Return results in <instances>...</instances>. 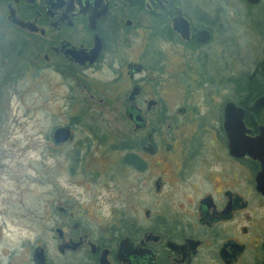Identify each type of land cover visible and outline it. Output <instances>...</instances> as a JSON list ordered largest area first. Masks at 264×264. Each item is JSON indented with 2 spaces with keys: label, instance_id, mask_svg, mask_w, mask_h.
<instances>
[{
  "label": "flooded vegetation",
  "instance_id": "af4514ba",
  "mask_svg": "<svg viewBox=\"0 0 264 264\" xmlns=\"http://www.w3.org/2000/svg\"><path fill=\"white\" fill-rule=\"evenodd\" d=\"M185 4L0 0V26L15 36L10 43L0 37L2 56L29 53L44 64L59 59L61 71L108 64L113 68V79L103 82L108 93L96 86L91 98L103 95L100 102L111 108L123 82L121 113L101 119L116 117L128 128L116 135L96 125L97 115L64 116L61 128L69 130V138L57 145L56 129L53 141L73 151V173L85 164V177L76 178L77 191L61 195L68 202L49 208L52 225L43 230L51 239L36 237L28 250V240L17 231L31 224L28 215L11 214L0 224V264H264V147L247 145L264 128V58L248 78L244 70L231 76L227 20L207 15L194 20ZM182 18L188 29L179 25ZM258 26L262 47L264 26ZM132 28L146 32L145 48L136 58L122 57L118 47H129ZM96 37L102 51L94 62L81 63L76 55L92 51ZM135 89L139 94L130 100ZM231 104L234 118L227 114ZM85 122L87 139L81 142L77 136ZM103 149L115 154L109 157L115 176L97 183L102 174L85 168L90 158L82 153ZM87 182L95 189H84ZM105 194L115 203L110 221H81L80 199Z\"/></svg>",
  "mask_w": 264,
  "mask_h": 264
},
{
  "label": "rangeland",
  "instance_id": "374dc122",
  "mask_svg": "<svg viewBox=\"0 0 264 264\" xmlns=\"http://www.w3.org/2000/svg\"><path fill=\"white\" fill-rule=\"evenodd\" d=\"M187 12L191 18L197 20L199 15L214 18H225L228 23L229 35V62L231 76L238 75L242 70L248 78L254 71L255 65L264 58L263 47H260L258 33L264 26V0L258 5L249 6L242 0H186ZM147 23V20H145ZM197 22V21H195ZM153 23L149 21V25ZM260 29V30H259ZM10 31V30H9ZM4 26H0V37L6 35L2 42L10 43L14 35ZM145 31H136L132 28L129 38V47H118L122 57L141 55L145 48ZM264 33V32H261ZM260 34V33H259ZM21 40V39H20ZM30 43L29 38H22ZM18 51V48L17 50ZM29 53L15 54L4 58L0 52V224L12 218L10 215H28L31 221L29 226L19 228V235L27 239L28 250L38 239L52 238V234L43 230V226L52 225L49 217L50 207L68 202L65 191H77L76 178L82 175L85 164L76 167L69 158L71 149H62L53 141V133L63 126L66 114L97 115L96 125L105 131L110 130L116 135H123L128 128L116 117H104L106 114L121 113L122 98L126 92L123 82L116 89L117 100L113 107L101 103L103 95L91 98L92 93L113 79V68L107 66L91 70H78L72 66L57 68L62 61L53 60L49 64L31 58ZM120 56V52L118 54ZM244 56V58H243ZM240 58L244 65L241 66ZM123 59V58H121ZM37 61V62H36ZM43 63V64H42ZM121 63L118 61L115 68ZM15 77V78H13ZM84 80V81H83ZM82 81V82H81ZM97 86V87H96ZM121 99V100H120ZM86 129L78 132V141L87 139L85 131L89 122L84 123ZM73 154V153H72ZM111 155V156H110ZM109 149H103L91 154L82 153L87 160L85 168L99 171V182L104 183L106 178H113L115 173L110 170L109 157H114ZM89 163V164H88ZM101 163V166H98ZM74 171V170H73ZM120 180L126 176L118 175ZM82 181L80 183H83ZM109 182V181H108ZM93 184H85L84 189H95ZM103 193V192H102ZM73 198L69 203L73 204ZM97 199V200H96ZM85 195L81 198L83 210L77 211L82 216L81 221L108 222L110 221V208L114 205L112 195L105 194L102 198ZM65 200V201H63ZM95 201L96 205L93 204ZM8 212V213H7ZM90 216V217H89ZM89 217V218H87ZM22 224V223H21ZM10 228V227H9ZM91 238L95 233L89 234Z\"/></svg>",
  "mask_w": 264,
  "mask_h": 264
},
{
  "label": "water",
  "instance_id": "95a60500",
  "mask_svg": "<svg viewBox=\"0 0 264 264\" xmlns=\"http://www.w3.org/2000/svg\"><path fill=\"white\" fill-rule=\"evenodd\" d=\"M245 2H247L250 5H258L261 0H244ZM95 22V20H94ZM15 24H20L22 26H25L24 24H21L19 21H15ZM179 25H184L187 29H188V22L182 18V20H179ZM95 29V25H93V27ZM102 51V43L100 41L99 37L95 38V46L93 48L92 51H80L79 54H77V58L81 63H85L87 61H91L94 62L97 57L99 56L100 52ZM139 94V89H135L131 95V99L130 100H135L136 96ZM229 109L227 110V114H231V116L234 118V116L236 115V110H235V106L233 104H231L229 107ZM141 120H139L140 122ZM69 130L68 129H64V128H59L55 131L54 133V140L55 143L57 145H60L64 142H66L69 138ZM247 145H253V146H263L264 147V128H263V133L262 136L259 137L258 139L254 140L253 143H249ZM253 154V153H250Z\"/></svg>",
  "mask_w": 264,
  "mask_h": 264
},
{
  "label": "trees",
  "instance_id": "16d2710c",
  "mask_svg": "<svg viewBox=\"0 0 264 264\" xmlns=\"http://www.w3.org/2000/svg\"><path fill=\"white\" fill-rule=\"evenodd\" d=\"M176 1L186 2V0H176Z\"/></svg>",
  "mask_w": 264,
  "mask_h": 264
}]
</instances>
